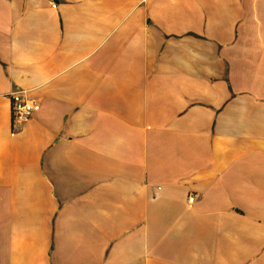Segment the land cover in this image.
Masks as SVG:
<instances>
[{"label": "crops", "instance_id": "obj_1", "mask_svg": "<svg viewBox=\"0 0 264 264\" xmlns=\"http://www.w3.org/2000/svg\"><path fill=\"white\" fill-rule=\"evenodd\" d=\"M0 264H264V0H0Z\"/></svg>", "mask_w": 264, "mask_h": 264}, {"label": "built area", "instance_id": "obj_2", "mask_svg": "<svg viewBox=\"0 0 264 264\" xmlns=\"http://www.w3.org/2000/svg\"><path fill=\"white\" fill-rule=\"evenodd\" d=\"M11 100L13 128L15 132H18L32 119L39 101L35 98L26 97L24 92H14ZM191 201H194V198H191Z\"/></svg>", "mask_w": 264, "mask_h": 264}]
</instances>
